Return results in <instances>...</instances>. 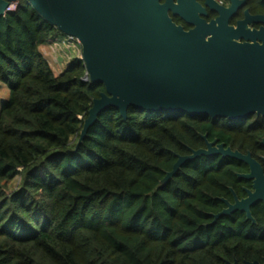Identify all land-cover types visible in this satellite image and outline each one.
<instances>
[{
  "label": "trees",
  "instance_id": "1",
  "mask_svg": "<svg viewBox=\"0 0 264 264\" xmlns=\"http://www.w3.org/2000/svg\"><path fill=\"white\" fill-rule=\"evenodd\" d=\"M16 2L0 18V264H263L264 237L244 214L211 225L242 164L199 157L162 183L203 136L245 153L256 132L107 108L80 142L104 86L84 81L80 58L55 75L41 48L58 30Z\"/></svg>",
  "mask_w": 264,
  "mask_h": 264
},
{
  "label": "water",
  "instance_id": "2",
  "mask_svg": "<svg viewBox=\"0 0 264 264\" xmlns=\"http://www.w3.org/2000/svg\"><path fill=\"white\" fill-rule=\"evenodd\" d=\"M15 1L0 0V18ZM174 1L27 0L46 23L77 40L86 69L84 81L104 86L105 92L89 110L80 142L107 108L122 116L129 107L228 121L264 116V31L250 32L243 23L237 29L229 27L233 6L217 11L219 18L207 23L199 17L203 8L194 0ZM170 13L190 29L177 25ZM202 138L206 148L178 157L162 183L185 162L199 157L221 156L257 171L250 154ZM220 201L227 208L213 216L211 225L237 211L255 222L250 207L257 202V190L246 199L235 198L233 205Z\"/></svg>",
  "mask_w": 264,
  "mask_h": 264
},
{
  "label": "flooded vegetation",
  "instance_id": "3",
  "mask_svg": "<svg viewBox=\"0 0 264 264\" xmlns=\"http://www.w3.org/2000/svg\"><path fill=\"white\" fill-rule=\"evenodd\" d=\"M161 2L163 3L164 0H161ZM174 2H176V0ZM194 2L200 8H203V14H199V17L207 23L219 18L220 14L217 11L228 10L233 6V12L227 18V24L229 27L237 29L238 26L240 25L241 27V23H243L242 27L250 32L264 31V0H194ZM170 16L177 25L182 26L185 30L190 29V27L179 17L173 16L171 13ZM225 16L226 15H224V17ZM240 42H243V40H240ZM220 121L236 130L244 129L256 132L257 134L255 135L256 137H253V141H246L247 143L245 145L247 149L244 147L245 153L243 151L233 150L238 151L243 155L250 154L253 161L257 164V171L252 173L247 164L235 160L244 166V170L236 174L237 181L235 182V186L229 188L230 196L223 199L233 205L235 203V198L239 201L246 199L249 193H255L257 190V202L250 207V212L255 222H250L257 226V240H259L264 237V116L253 114L238 121ZM213 141H217L218 144H223L219 143L217 139ZM225 148L231 147L225 146ZM240 176L251 177L241 178ZM223 205L224 210L227 206L224 203ZM239 213L244 214L246 218L244 212Z\"/></svg>",
  "mask_w": 264,
  "mask_h": 264
},
{
  "label": "rangeland",
  "instance_id": "4",
  "mask_svg": "<svg viewBox=\"0 0 264 264\" xmlns=\"http://www.w3.org/2000/svg\"><path fill=\"white\" fill-rule=\"evenodd\" d=\"M66 36L59 33L53 37L50 45L45 46L41 53L48 61L55 75L60 74L74 58H81V47L78 44L72 45L67 42ZM8 97V89L4 84L0 83V106ZM19 179L15 178L10 183V190L18 186Z\"/></svg>",
  "mask_w": 264,
  "mask_h": 264
},
{
  "label": "built area",
  "instance_id": "5",
  "mask_svg": "<svg viewBox=\"0 0 264 264\" xmlns=\"http://www.w3.org/2000/svg\"><path fill=\"white\" fill-rule=\"evenodd\" d=\"M17 7H18V4H17L16 1L10 3L9 6L7 7V9L5 10V15H6L7 13L15 12L16 9H17ZM65 40H66L67 42L71 43L72 45H75V44H78V45H79V43L77 42V40L74 39V38H72V37H67V39H65Z\"/></svg>",
  "mask_w": 264,
  "mask_h": 264
},
{
  "label": "crops",
  "instance_id": "6",
  "mask_svg": "<svg viewBox=\"0 0 264 264\" xmlns=\"http://www.w3.org/2000/svg\"><path fill=\"white\" fill-rule=\"evenodd\" d=\"M44 47H45V46H44ZM44 47H42L41 50H42Z\"/></svg>",
  "mask_w": 264,
  "mask_h": 264
}]
</instances>
